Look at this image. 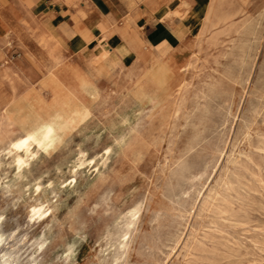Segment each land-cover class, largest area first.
Returning <instances> with one entry per match:
<instances>
[{
	"label": "bare ground",
	"instance_id": "6f19581e",
	"mask_svg": "<svg viewBox=\"0 0 264 264\" xmlns=\"http://www.w3.org/2000/svg\"><path fill=\"white\" fill-rule=\"evenodd\" d=\"M62 1L68 7L69 22L54 27L49 20L41 19L38 11L27 7L24 0H0V186L10 187L3 166L12 170L13 181L26 178L33 163L54 146L64 144L101 109L105 115L117 111L116 119L109 124L111 130L119 131L114 144L138 156L146 145L140 137L155 131H151L155 114L160 113V126L176 124L182 118L184 129L190 131V153L206 139L209 107L203 101L222 95V83L213 82L206 70L221 60L230 61L225 77L232 80L235 67L251 68L254 64L251 43L255 26L238 22L245 0H205L198 12L193 10V0H130L133 6H129L126 17L104 15L92 0H85L86 6ZM141 5L149 16L158 15L170 28H180L179 21L183 26L190 20L185 28L195 29L192 33L186 31L187 35L183 33L175 43L157 48L156 43L150 44L139 24ZM113 37L118 39L117 47H109ZM12 47L21 52L25 63L11 60L8 53ZM224 96L227 114L231 115L233 99L228 94ZM127 97L133 107L118 111V105ZM113 98L117 103L112 102ZM148 108V121H144L142 116ZM259 115H264V102L246 124V140L252 138ZM257 151L264 152V145ZM110 154V146L98 158L79 151L72 162V177L79 171H89L95 163L96 170L104 168ZM232 164L233 169L224 174L219 188L204 203L206 221L189 247L185 264H250L256 257L264 259V221L256 216H264V162L256 160L252 153H241ZM42 186L41 178L33 181V198ZM47 201L38 197L32 202L28 222L47 217ZM139 204L127 209L122 224L107 230L103 238L106 251H114V262L125 259L129 234L141 209ZM1 238L0 233V242ZM45 245H37L38 253ZM12 257H2L0 264H12Z\"/></svg>",
	"mask_w": 264,
	"mask_h": 264
},
{
	"label": "rangeland",
	"instance_id": "374dc122",
	"mask_svg": "<svg viewBox=\"0 0 264 264\" xmlns=\"http://www.w3.org/2000/svg\"><path fill=\"white\" fill-rule=\"evenodd\" d=\"M50 3L53 6L54 1ZM240 8L241 18L237 21L256 27L251 43L254 64L251 68L235 67L233 77L236 79L232 80L225 77L230 61L221 60L219 65L212 64L206 70L213 82L222 83V95L210 102L203 101L209 107V124L206 139L197 151L188 152L190 131L184 129L182 118L176 124L160 126L158 113L152 119L155 127L152 126L151 131H155L145 132L140 137L142 144L147 145L143 146L144 153L138 156L131 149L125 152L124 148L114 144L119 131L109 128L111 121L116 119L117 111L113 110L110 115L103 114V109L95 112L92 121L85 127L74 131L64 144L54 146L33 163L26 178L13 181L12 170L3 166L10 187L0 186L1 262L2 257L13 256L12 264H185L189 247L206 221L202 212L204 203L219 188L225 173L233 169L234 159L241 153H252L256 160L264 162V152L257 151L264 145V115L256 117L252 138L246 140L244 136L247 122L255 117V111L264 102V0H245ZM54 11L55 8L49 7L46 15ZM146 33L151 35L153 30L147 28ZM178 33V39L183 37V33L187 35L182 27L178 28ZM163 44L159 42L156 47ZM8 55L11 60L25 63L15 47ZM223 94L233 99L231 115L227 114L228 106L223 100L227 96ZM115 99H112L114 104L117 103ZM131 107L132 100L127 97L117 110H129ZM147 110L142 116L144 121H148L150 108ZM106 146L111 148V157L104 168L96 170L95 163L89 171H79L75 175L77 177H72V162L79 151L98 158L103 155ZM36 178H41L43 186L41 194L33 198L31 185ZM38 197L44 201L49 198V211L46 218L31 223L30 220L28 222V212ZM138 204L141 209L132 227L134 230L127 239L124 255L127 261L119 258L114 262V251H106L103 238L107 230L122 224L127 209ZM256 216L264 221V216L260 217L258 213ZM41 242L46 245L44 248L41 246L38 253L37 245ZM68 248L71 250L68 251ZM260 258L256 257L250 264H264V259Z\"/></svg>",
	"mask_w": 264,
	"mask_h": 264
},
{
	"label": "crops",
	"instance_id": "0c3cea01",
	"mask_svg": "<svg viewBox=\"0 0 264 264\" xmlns=\"http://www.w3.org/2000/svg\"><path fill=\"white\" fill-rule=\"evenodd\" d=\"M51 1L52 0H24V3L27 7H31L35 11H38V15L40 16V18L42 17L41 19L43 20L45 19L49 20L54 27H59L64 23H68L69 16H67L68 7L66 3H64V1L62 0H53L54 3L53 6H51L50 3ZM68 1L75 2L79 5L81 4V6L87 5V2L85 0H68ZM92 1L98 7L100 12L104 15H121L123 17H126L130 12L129 6L130 5L133 6V3L130 2V0H92ZM193 1H194L193 10L195 12L196 11L198 12L200 6L205 5L206 2L205 0H193ZM49 7L55 8V11L48 16L46 15V11ZM140 10L142 13H140L141 19L139 20V24L143 26L144 36L148 39L150 44H154V43L158 44L159 42L164 44H169V42L175 43L178 40V34H179L178 27H176V29L173 30L170 28L169 25L162 22L158 15L149 16V13L147 11H144L143 5L140 6ZM189 22L190 20H188L186 24L187 26ZM181 24L182 22L179 21L177 26L181 27L182 26ZM186 25H183L182 27L186 29L188 33H192L195 27L193 28V30L192 29L190 30V27L185 28ZM147 28L149 29L152 28L151 30H153V33L151 35H148L146 33ZM118 44H119L118 39L116 37H113L110 41L109 47H117Z\"/></svg>",
	"mask_w": 264,
	"mask_h": 264
}]
</instances>
